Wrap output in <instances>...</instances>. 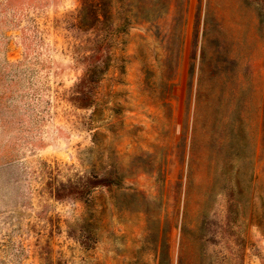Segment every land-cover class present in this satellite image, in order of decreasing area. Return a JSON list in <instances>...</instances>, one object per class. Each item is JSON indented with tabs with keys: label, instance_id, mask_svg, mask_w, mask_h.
<instances>
[{
	"label": "rangeland",
	"instance_id": "rangeland-1",
	"mask_svg": "<svg viewBox=\"0 0 264 264\" xmlns=\"http://www.w3.org/2000/svg\"><path fill=\"white\" fill-rule=\"evenodd\" d=\"M96 1L0 0V264H264V0Z\"/></svg>",
	"mask_w": 264,
	"mask_h": 264
},
{
	"label": "trees",
	"instance_id": "trees-1",
	"mask_svg": "<svg viewBox=\"0 0 264 264\" xmlns=\"http://www.w3.org/2000/svg\"><path fill=\"white\" fill-rule=\"evenodd\" d=\"M128 0H123L124 5ZM95 3V5H93ZM91 3L90 5L85 4L82 8V13L83 11L87 8V6H91V7H96L97 9H91V13L93 14V17H96L97 19H99L100 16V11L103 10V5H104V18L109 17L111 18L113 16V0H97L96 2ZM119 24L116 28L117 32H122L125 33L128 30V16H127V12L123 15H120L118 18ZM104 184V183H103ZM116 186H120V182L117 181L115 183H113ZM112 185V184H111Z\"/></svg>",
	"mask_w": 264,
	"mask_h": 264
}]
</instances>
